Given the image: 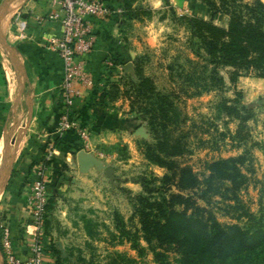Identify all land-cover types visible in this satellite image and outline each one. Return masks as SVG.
I'll return each mask as SVG.
<instances>
[{
  "label": "rangeland",
  "instance_id": "obj_1",
  "mask_svg": "<svg viewBox=\"0 0 264 264\" xmlns=\"http://www.w3.org/2000/svg\"><path fill=\"white\" fill-rule=\"evenodd\" d=\"M200 1L220 6L225 1L231 9L236 5L245 20L250 17L249 7L263 19L264 28L261 0ZM20 2L0 0V97L8 103L7 118L0 127L1 136L12 128L24 144L23 127L31 118L27 120L23 111L19 118L21 107L15 117L13 110L16 113L27 91L18 59L5 39L6 23L16 11L5 19L8 7ZM188 18L167 6L135 7L127 12V55L114 70L106 71L104 81L106 104L125 118L110 125L109 132L120 136V142L114 152L103 150L92 156L95 164L84 172L78 168V174L43 175L45 209L42 230L35 234H41L45 264H157L143 241L135 210L136 198L146 194L144 187L152 198L168 190L163 177L172 172L164 164L187 167L204 181L219 174L210 168L212 164L236 159L244 184L226 189L229 183L213 180L212 190L218 195L210 207L221 223L248 231L264 226V79L252 71L233 81L231 68L211 61L206 43L192 34ZM6 52L12 58L11 80L3 65ZM143 78L150 80L152 89L140 87ZM230 108L239 114L232 115ZM18 140L6 148V162L0 167V204ZM8 149L13 150L11 154ZM2 174H7L5 179ZM36 179L29 185L25 203L28 246L35 224L31 198ZM5 229L6 218L0 213L3 264Z\"/></svg>",
  "mask_w": 264,
  "mask_h": 264
},
{
  "label": "crops",
  "instance_id": "obj_2",
  "mask_svg": "<svg viewBox=\"0 0 264 264\" xmlns=\"http://www.w3.org/2000/svg\"><path fill=\"white\" fill-rule=\"evenodd\" d=\"M111 10L104 20L93 21L95 43L89 55L78 58L83 63L85 73L93 85L83 88L76 83L80 96L73 106V119L87 131L88 141H84L75 130H68L62 136L58 134L60 120V97L58 87L62 80L63 67L56 52L49 46L50 40L62 34L56 22L48 20L52 10L50 0H22L17 7L7 11L8 23L5 31L7 43L12 49L21 67L24 83V102L13 110L14 117L21 107L30 124L26 126V138L21 149L12 159L13 167L5 187L0 204V213L6 218L10 235L11 251L19 260L29 256L28 241L25 239V227L28 222L26 195L38 169L43 166L45 174L51 176L63 173L78 174L77 155L83 151L95 156L101 151H112L120 142V136L109 132L111 123H121L124 117L114 114L108 104L101 102L106 71L116 67L119 60L127 55L125 37L127 35L124 13L129 0H101ZM264 2V0H261ZM130 8L161 9L174 7L181 16L211 20L215 25L226 28L228 16L213 13L200 0H130ZM8 58V57H7ZM9 61V62H8ZM13 64L9 58H3L8 78L12 79L10 69ZM114 70V69H113ZM1 96V95H0ZM14 106V105H13ZM14 108V107H13ZM8 103L0 97V125L7 118ZM0 127V142L4 137ZM49 152L51 156H49Z\"/></svg>",
  "mask_w": 264,
  "mask_h": 264
},
{
  "label": "trees",
  "instance_id": "obj_3",
  "mask_svg": "<svg viewBox=\"0 0 264 264\" xmlns=\"http://www.w3.org/2000/svg\"><path fill=\"white\" fill-rule=\"evenodd\" d=\"M232 1V0H231ZM233 4L235 0L232 1ZM130 0L126 6L130 8ZM210 10L228 16L226 28L211 21L188 18L192 34L207 45L208 56L215 65L231 68L234 81L243 73L254 72L264 79V28L263 19L253 9L246 7L249 19L245 20L238 6L232 9L225 1L221 6L207 3ZM124 13L127 18V12ZM140 87L152 89L148 78ZM101 102L105 103V82ZM237 116L238 110L230 108ZM164 164L172 173L164 176L168 190L157 198L138 196L135 213L139 219L143 241L157 264H264V226L248 231L236 224L221 223L210 207L218 195L212 190L213 180L229 183L228 188L244 184L245 177L237 168L236 159L229 158L210 166L213 174L201 181L187 167ZM225 183V184H226ZM206 190H201V186ZM174 188L175 191H171ZM237 189V188H236ZM212 191V192H211ZM236 199V196H232ZM231 201V199H224ZM201 201L203 204H200Z\"/></svg>",
  "mask_w": 264,
  "mask_h": 264
},
{
  "label": "built area",
  "instance_id": "obj_4",
  "mask_svg": "<svg viewBox=\"0 0 264 264\" xmlns=\"http://www.w3.org/2000/svg\"><path fill=\"white\" fill-rule=\"evenodd\" d=\"M50 2L52 10L48 20L58 23L62 30L61 36L51 39L49 43L63 67L62 80L58 87L61 110L58 134L62 136L68 130H75L79 137L87 142V131L79 126L72 114L75 100L80 96L76 83L88 88L93 82L85 73L83 63L77 59L89 55L93 49L95 43L93 21L106 19L111 10L101 0H50ZM50 156L49 152L48 157ZM44 174L45 168L41 166L36 174L37 179L32 184L31 204L34 208L35 224L31 226L32 243L29 245V256L23 261L13 255L9 231L5 229L2 237L5 264H45L39 239L41 234H35L42 230L41 218L45 209Z\"/></svg>",
  "mask_w": 264,
  "mask_h": 264
},
{
  "label": "bare ground",
  "instance_id": "obj_5",
  "mask_svg": "<svg viewBox=\"0 0 264 264\" xmlns=\"http://www.w3.org/2000/svg\"><path fill=\"white\" fill-rule=\"evenodd\" d=\"M4 58L5 59H7L6 58V56H4ZM9 62V61H8ZM10 65V64H9ZM4 67H6V65L4 66ZM7 68V67H6ZM14 128V127H13ZM15 134H17V133H15L13 130H12V128H10L9 129V132H8V134L4 137V139H3V141H1V143H0V167L2 168V166L4 165V163L6 162V154H5V150H6V148L7 147H9V146H12L13 145V140H16L17 138V136H15ZM22 145H23V139L21 138V137H19V140H18V143H17V145H16V148H17V150H16V154L18 153V152H20L19 150L21 149V147H22ZM6 165V164H5ZM7 166V165H6ZM8 167V166H7ZM7 169V168H6ZM8 172H9V170H8ZM8 174V173H7ZM7 174H2V179L4 178H6V175Z\"/></svg>",
  "mask_w": 264,
  "mask_h": 264
},
{
  "label": "water",
  "instance_id": "obj_6",
  "mask_svg": "<svg viewBox=\"0 0 264 264\" xmlns=\"http://www.w3.org/2000/svg\"><path fill=\"white\" fill-rule=\"evenodd\" d=\"M6 56L9 58L10 62L12 63V58H11V56H9L7 54V52H6ZM23 129H26V126H24ZM17 140H18V138H17ZM12 151L13 150L8 149L7 154H11ZM77 160H78L80 172H84L85 170L89 169L90 167H92L95 164V159L90 154H87L83 151L78 153ZM7 163H9V162H7ZM1 185H2V183L0 184V190H1ZM0 264H3L1 256H0Z\"/></svg>",
  "mask_w": 264,
  "mask_h": 264
}]
</instances>
